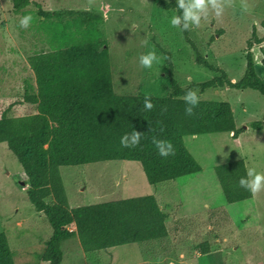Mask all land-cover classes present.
<instances>
[{"label": "rangeland", "instance_id": "374dc122", "mask_svg": "<svg viewBox=\"0 0 264 264\" xmlns=\"http://www.w3.org/2000/svg\"><path fill=\"white\" fill-rule=\"evenodd\" d=\"M35 1L45 10L90 11L96 17L64 13L44 22L35 5L15 11L13 0H0V115L16 101H20L18 115L37 111L36 105L23 101L26 81L35 84L28 57L76 42L58 36L64 25L70 26L69 32L77 24L78 28L95 27L101 39L107 40L117 93L169 94V59L173 76L183 86L217 74L196 61L179 21L171 24L176 10L164 9L155 0ZM192 11L199 14V24L188 19L190 37L199 51L232 79H239L246 69L247 41L254 26L258 36L264 37V0H216L215 7L206 0L204 9ZM24 15L32 16L28 27L19 24ZM261 46L264 41L252 50L256 70L264 80ZM150 54L154 59L146 67L141 57ZM194 92L201 99L229 101L241 129L236 138L228 131L187 135L184 142L199 163V171L154 185L136 160L61 166L71 206L155 195L165 215L167 237L85 252L78 236H71L62 241L60 264H264V181L256 190L252 185V197L228 202L215 171L216 165L243 157L251 183L257 174L264 175V122L261 128L252 125L264 119V94L235 87ZM26 180L21 163L8 144L0 142V232L6 233L16 264H48L42 254L52 226L29 200L27 184L22 183ZM206 242L207 252L203 250Z\"/></svg>", "mask_w": 264, "mask_h": 264}, {"label": "trees", "instance_id": "16d2710c", "mask_svg": "<svg viewBox=\"0 0 264 264\" xmlns=\"http://www.w3.org/2000/svg\"><path fill=\"white\" fill-rule=\"evenodd\" d=\"M155 2L164 9L176 10L185 39L196 52V61L215 71V76L183 86L173 76L174 65L169 59V94L117 93L107 40L101 39L95 27L78 28L77 24L69 32L66 28L70 26L64 25L65 29L57 27L61 40L78 42L28 57L35 84L26 81L23 101L36 105L37 111L18 115L16 106L20 101H16L1 112L0 142H6L21 163L27 177V196L52 226L42 254V260L48 264L61 263L62 240L74 235L85 252L131 242L164 240L168 235L165 215L153 194L71 206L61 166L136 160L154 185L195 173L201 167L185 145L187 135L228 131L236 138L241 129L236 125L229 101L196 97L192 103L184 99L185 95L216 87L254 88L264 94V80L256 70L252 50L255 44L264 41L256 26L247 41L245 72L233 80L224 68L210 63L199 51L190 37L191 24L185 21L184 8L179 7L178 0ZM30 4L36 6L44 22L64 13L96 17L90 11H51L35 0H13L15 11ZM184 4H190V0H184ZM261 53L264 64V46ZM145 100L151 102V108L145 106ZM263 120H255L252 125L261 128ZM137 133L139 138L134 142L133 135ZM215 171L228 202L253 196L243 157L218 164ZM208 244L204 243L205 252L209 251ZM0 264H16L4 232H0Z\"/></svg>", "mask_w": 264, "mask_h": 264}, {"label": "clouds", "instance_id": "9594fccd", "mask_svg": "<svg viewBox=\"0 0 264 264\" xmlns=\"http://www.w3.org/2000/svg\"><path fill=\"white\" fill-rule=\"evenodd\" d=\"M207 3L212 4L214 7L216 6V0H207ZM179 7L184 8V19L187 21L189 18L192 19L193 23L199 24V14L196 12H193L192 9H204L206 7V0H194L193 3L185 5L184 0H178ZM32 20L31 15H24L23 17L20 18L19 24L22 27H28L30 21ZM179 20V17L173 15L171 24L175 25ZM185 27H187V24H185ZM154 57L150 54L148 56H143L141 57V63H143L146 67L152 65ZM184 99L190 100L192 103L196 102V96L194 91H189ZM145 106L147 108H151L152 104L151 102L145 100ZM139 138V134H134L133 135V141L135 142ZM121 143L125 144L126 142L124 141L123 138H121ZM156 143H160L159 141H156ZM163 151V149H161ZM264 181V175L257 174L252 181L253 189H259L261 186V182Z\"/></svg>", "mask_w": 264, "mask_h": 264}, {"label": "crops", "instance_id": "0c3cea01", "mask_svg": "<svg viewBox=\"0 0 264 264\" xmlns=\"http://www.w3.org/2000/svg\"><path fill=\"white\" fill-rule=\"evenodd\" d=\"M261 57H262V55H261ZM233 80H235V79H233ZM75 236V235H74ZM65 239H67V238H65ZM62 241H64V240H62ZM62 244V243H61Z\"/></svg>", "mask_w": 264, "mask_h": 264}, {"label": "water", "instance_id": "95a60500", "mask_svg": "<svg viewBox=\"0 0 264 264\" xmlns=\"http://www.w3.org/2000/svg\"><path fill=\"white\" fill-rule=\"evenodd\" d=\"M22 183H24V184H25L26 182H25V181H23Z\"/></svg>", "mask_w": 264, "mask_h": 264}]
</instances>
